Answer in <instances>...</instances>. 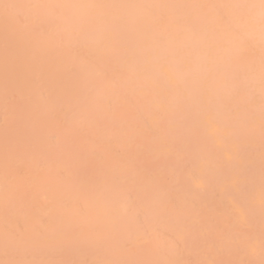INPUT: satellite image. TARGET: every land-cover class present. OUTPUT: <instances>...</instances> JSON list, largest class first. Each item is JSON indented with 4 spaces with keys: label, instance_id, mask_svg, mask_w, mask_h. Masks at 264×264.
Listing matches in <instances>:
<instances>
[{
    "label": "bare ground",
    "instance_id": "obj_1",
    "mask_svg": "<svg viewBox=\"0 0 264 264\" xmlns=\"http://www.w3.org/2000/svg\"><path fill=\"white\" fill-rule=\"evenodd\" d=\"M0 264H264V0H0Z\"/></svg>",
    "mask_w": 264,
    "mask_h": 264
}]
</instances>
